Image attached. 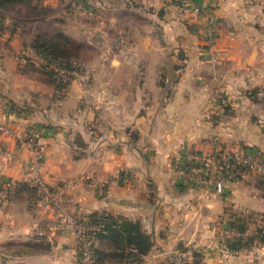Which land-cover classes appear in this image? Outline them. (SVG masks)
Masks as SVG:
<instances>
[{"label": "crops", "instance_id": "1", "mask_svg": "<svg viewBox=\"0 0 264 264\" xmlns=\"http://www.w3.org/2000/svg\"><path fill=\"white\" fill-rule=\"evenodd\" d=\"M85 2L96 14H82L70 37L98 53L55 83L13 21L3 24L0 125L11 135L0 131V183L14 187L0 207V264H80L71 231L35 235L57 217L38 202L26 167L35 162L47 185H68V212L138 221L151 237L139 261L114 258L103 238L101 264H264V172H241L220 192L176 175L177 160L211 157L218 143L264 153V0H194L199 13L123 0V39L106 15L117 0ZM236 216L247 226L240 238L254 242L230 252L222 233Z\"/></svg>", "mask_w": 264, "mask_h": 264}, {"label": "built area", "instance_id": "2", "mask_svg": "<svg viewBox=\"0 0 264 264\" xmlns=\"http://www.w3.org/2000/svg\"><path fill=\"white\" fill-rule=\"evenodd\" d=\"M72 5L77 11H80L84 15L93 17L96 14L85 1L82 2L81 0H76ZM180 5L184 9L188 8L194 13L200 12V8L194 4V0H180ZM207 45L210 48V41L207 42ZM209 54V59L213 61L214 57L212 56L210 49ZM262 126L264 128V123H262ZM0 131L6 135H11L10 130L3 124L0 125ZM16 140L20 145L32 147V138L26 140L16 138ZM217 143L218 139L214 138V144L217 145ZM219 145L220 144L218 143L217 148L211 157L202 155L198 152H191L187 155L185 158L186 164H182V162L179 163V167L176 170L178 179L193 180L206 187L214 188V191L220 192L241 172H249L252 170H260L264 172V153L255 151L246 146H241L235 151L223 152L219 150ZM211 163L215 164L214 170L216 171V174L211 172ZM186 165H189L188 168ZM198 165H200L199 168H196ZM26 167L32 174V187L37 192L38 202L57 212V217L53 225L48 227V230L43 227H38L35 230V235L42 238L47 236V231H71L74 235L80 264H95V252L99 249V241L96 238V234L100 231L102 225L92 223L87 217H80L68 212L60 201L66 192L68 185L59 188H52L47 185V183L41 178L38 162L32 163ZM193 169H198V172L202 170L203 176H195L193 171H191ZM205 174H207V176H204ZM123 178L127 179V176L124 175ZM13 187L14 182L12 180L5 179L0 183V207L5 206L9 201ZM246 233L247 231L239 232L226 229L222 237L223 239L239 238Z\"/></svg>", "mask_w": 264, "mask_h": 264}, {"label": "trees", "instance_id": "3", "mask_svg": "<svg viewBox=\"0 0 264 264\" xmlns=\"http://www.w3.org/2000/svg\"><path fill=\"white\" fill-rule=\"evenodd\" d=\"M81 1L84 2L85 0ZM173 2L178 4L180 0H173ZM53 15L51 6L47 5L45 0H0V34L4 30L3 24L7 19L13 21L14 28H18L19 24L43 23ZM23 44L24 47L29 48L33 54L40 58L41 66L47 68L51 82L55 83L61 72L67 76L73 72L77 73L79 49L84 45L67 34L59 30L47 33V31L39 29L29 44ZM19 58L21 61L30 64L29 57L25 54H21ZM59 85L64 84L59 82ZM87 218L92 223L102 225L96 234L97 240L100 243L103 238L113 239L114 247L118 250L113 253V256L121 261L129 259L139 261L152 245L151 237L141 230L138 221L116 218L105 213H94ZM226 228L243 232L247 229L246 221L241 217H236ZM258 240L261 243L264 242V232L260 233ZM253 242L254 239L237 238L234 242H230L228 239L221 243L225 244L230 252H235L252 245ZM103 255L100 249L95 252V264H101Z\"/></svg>", "mask_w": 264, "mask_h": 264}, {"label": "rangeland", "instance_id": "4", "mask_svg": "<svg viewBox=\"0 0 264 264\" xmlns=\"http://www.w3.org/2000/svg\"><path fill=\"white\" fill-rule=\"evenodd\" d=\"M76 0H45V3L52 8V13L54 14L52 17H49L44 21L43 23H32V24H19L18 27V33H19V39L23 40L25 44H29V42L32 41L34 34H36L39 29L45 30L47 33H51L53 30H59L68 36L72 37V32L74 31V26L77 24H83L87 22L88 18L80 11H77L76 8L73 7L72 3ZM112 12H107V16L111 18H115L117 22V30L123 29V0L121 2L117 0V4L115 7L111 8ZM104 16V18L106 17ZM87 18V19H86ZM10 19L5 20L9 21ZM12 21V20H11ZM4 22V23H5ZM11 23V22H9ZM13 26V25H12ZM112 32H110L109 35H112L114 33L113 29H111ZM117 36L121 39H123V30L118 31ZM82 37V35H81ZM95 50H90L85 46H81L79 49V57L77 59V62L81 66L84 65L87 61L91 60L94 55L98 53V49L94 48ZM97 49V50H96ZM95 51V52H94ZM79 65V66H80ZM49 78V77H48ZM264 123V122H263ZM183 162L180 160H177V168L179 167V163ZM189 166V165H188ZM187 166V168H188ZM194 167V166H193ZM192 168V167H191ZM239 217V216H236ZM243 219V218H242ZM226 227V226H225ZM232 230V229H231ZM247 231L244 230L243 232ZM224 232L222 233L223 236ZM225 237V236H224ZM241 237V236H240ZM239 237V238H240ZM225 240H231L230 238H224ZM194 260H200L201 256H193Z\"/></svg>", "mask_w": 264, "mask_h": 264}]
</instances>
